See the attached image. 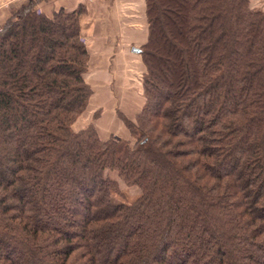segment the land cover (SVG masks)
Segmentation results:
<instances>
[{
    "label": "trees",
    "instance_id": "16d2710c",
    "mask_svg": "<svg viewBox=\"0 0 264 264\" xmlns=\"http://www.w3.org/2000/svg\"><path fill=\"white\" fill-rule=\"evenodd\" d=\"M84 11L26 4L0 29V264H264V10L146 0L134 145L73 126Z\"/></svg>",
    "mask_w": 264,
    "mask_h": 264
},
{
    "label": "crops",
    "instance_id": "0c3cea01",
    "mask_svg": "<svg viewBox=\"0 0 264 264\" xmlns=\"http://www.w3.org/2000/svg\"><path fill=\"white\" fill-rule=\"evenodd\" d=\"M79 5L85 8L80 17V26L89 52L85 79L95 93L98 91L96 85L100 86V80L95 79L97 76L108 72L116 76L126 61L133 58L142 60L141 53L134 48L144 44L148 37L146 0H58L53 9L70 11ZM18 8L9 10L0 18V29ZM53 9L41 10L52 15ZM121 107L125 111L129 105L123 104ZM125 112L129 114L128 109ZM97 130L101 138H107L102 127L97 125Z\"/></svg>",
    "mask_w": 264,
    "mask_h": 264
},
{
    "label": "rangeland",
    "instance_id": "374dc122",
    "mask_svg": "<svg viewBox=\"0 0 264 264\" xmlns=\"http://www.w3.org/2000/svg\"><path fill=\"white\" fill-rule=\"evenodd\" d=\"M25 1L0 0V18L17 6L19 7L17 11L24 5L29 4L34 6L38 11L43 12L41 9L52 10L56 3H58V0H28L26 4ZM249 4L252 9L264 10V0H249ZM17 11L11 16H14ZM142 47L143 43L139 47H135L139 49L136 52L139 53ZM146 70L147 68L143 59L137 60L133 58L130 61H126L116 76H112V72H108V74L102 73L101 76H97L95 79L100 80V86L96 85L98 91L93 92L90 96L87 108L73 123L74 128L80 130L92 124L97 130V125H99L107 135V138L104 140L123 139L130 145H134L136 138L127 122L137 121L138 114L143 110L146 101L143 76ZM123 104L129 105V108L127 107L129 114L125 112L127 109L124 111V108L121 107ZM106 174L119 181V191L112 194L115 202H130L140 194V189L135 185L126 184L116 170L109 169L106 171Z\"/></svg>",
    "mask_w": 264,
    "mask_h": 264
},
{
    "label": "water",
    "instance_id": "95a60500",
    "mask_svg": "<svg viewBox=\"0 0 264 264\" xmlns=\"http://www.w3.org/2000/svg\"><path fill=\"white\" fill-rule=\"evenodd\" d=\"M135 50H136V51H139V49H136V48H135Z\"/></svg>",
    "mask_w": 264,
    "mask_h": 264
}]
</instances>
